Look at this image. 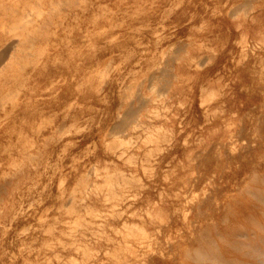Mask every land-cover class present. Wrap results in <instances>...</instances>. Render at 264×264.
Returning a JSON list of instances; mask_svg holds the SVG:
<instances>
[{
  "label": "rangeland",
  "instance_id": "obj_1",
  "mask_svg": "<svg viewBox=\"0 0 264 264\" xmlns=\"http://www.w3.org/2000/svg\"><path fill=\"white\" fill-rule=\"evenodd\" d=\"M263 2L72 0L16 30L0 17V44L25 45L1 62L17 82L0 63V264H264V16L248 15Z\"/></svg>",
  "mask_w": 264,
  "mask_h": 264
},
{
  "label": "bare ground",
  "instance_id": "obj_2",
  "mask_svg": "<svg viewBox=\"0 0 264 264\" xmlns=\"http://www.w3.org/2000/svg\"><path fill=\"white\" fill-rule=\"evenodd\" d=\"M4 1H2V3H3ZM23 3H24V6H22L21 7V10H20V12L21 13H19L18 11H16L17 10V7L16 8H13V5H11L12 6V8L11 7H8V4L10 3V2H8V4H7V7H6V5L5 6H1L0 5V17H3V15L5 14L8 18H10L11 20L12 19H14V22H18L16 25H15V27L13 28V30H16L17 28H19V27H25V26H30V25H38V27L39 26H47L48 25V22L53 18V17H60V16H57L56 14L59 12H57V10L59 9L58 7H60V9H62L61 8V6L63 7V5H65V4H72L71 2H72V0H26L25 2L24 1H22ZM262 2V1H261ZM23 3H22V5H23ZM264 3V2H263ZM263 3H259L258 4V8L257 9H255L254 11H252V12H249V16L251 17V18H257V17H260V16H264V4ZM11 4V3H10ZM10 4H9V6H10ZM12 4H16V2L15 3H12ZM19 4V3H18ZM37 4V5H36ZM40 4V5H39ZM45 5L43 8H37V6H41V5ZM70 5H68V9H69V6ZM67 5H65V7H66ZM236 6L238 7V8H240L241 7V5L240 4H236ZM64 7V8H65ZM58 8V9H57ZM64 8H63V10H64ZM59 9V10H60ZM54 10H56V14H55V11ZM54 12V15H53V12ZM61 11V10H60ZM69 11V10H68ZM62 12V11H61ZM65 12V11H64ZM63 12V13H64ZM63 13H61V14H63ZM69 13V12H68ZM242 13V12H241ZM21 14V15H20ZM66 13H64V16H67V15H65ZM133 14H135V12L133 13ZM59 15H60V13H59ZM130 15L132 16V14L130 13ZM138 15V14H137ZM136 14H135V16H137ZM62 16V15H61ZM139 16V15H138ZM20 17V18H19ZM62 19H64V18H62ZM19 20V21H18ZM3 21V20H2ZM56 21V20H55ZM67 21V20H66ZM94 21V20H93ZM111 21H112V19H111ZM117 22V21H116ZM3 23V22H2ZM98 23H101V22H98ZM97 23V24H98ZM121 21L119 22V26L121 25ZM4 24V23H3ZM92 24V23H91ZM2 25V24H1ZM93 25V24H92ZM53 26V25H52ZM109 26V25H108ZM147 26V25H146ZM8 27H10V26H8ZM49 27V26H48ZM55 27H56V25H55ZM65 27H67V24L65 25ZM98 27H99V25H98ZM116 26H115V24L113 25V28H115ZM137 27V26H136ZM138 27H139V25H138ZM140 27H145V26H140ZM45 28V27H44ZM51 28V27H50ZM57 28V27H56ZM55 28V29H56ZM101 28V26L98 28V29H100ZM110 28H112V26L110 27ZM133 28V27H132ZM131 28V29H132ZM146 28V27H145ZM8 29V28H7ZM40 29V28H39ZM42 29H43V27H42ZM41 29V30H42ZM49 29V28H48ZM48 29H46V31L48 30ZM52 29V28H51ZM65 28L63 27V30H64ZM131 29H129V30H131ZM62 30V31H63ZM152 30H154V29H152ZM151 30V31H152ZM51 31H54V29L53 30H51ZM98 31H100L101 32V30H98ZM105 30H103V32H104ZM6 32V31H5ZM4 32V33H5ZM39 32H40V30H39ZM39 32H38V37H39V35L40 36H43L46 32L44 31V34H41V32H40V34H39ZM49 32V31H48ZM47 32V33H48ZM94 32V31H93ZM92 32V33H93ZM135 32H136V28H135ZM46 33V34H47ZM50 33V32H49ZM53 32H51V34H52ZM92 33H90V35L92 34ZM83 34H84V32H83ZM96 34H98V32L96 33ZM13 36L12 37H14V34H12ZM20 35H22L23 36V34L22 33H20ZM153 35V34H152ZM6 36V35H5ZM33 36V35H32ZM55 37H56V34L54 35ZM92 36V35H91ZM111 36V35H110ZM129 36V35H128ZM16 37V36H15ZM26 37V36H25ZM25 37H23V38H25ZM31 37V36H30ZM46 37H47V35L46 36H43L42 38H44V39H46ZM60 37V36H59ZM10 38V37H9ZM16 38H19V37H16ZM27 38V37H26ZM29 38V37H28ZM53 38V37H52ZM82 38V37H81ZM109 38H112V37H109ZM108 38V39H109ZM35 39H37V37H35ZM34 39V40H35ZM44 39H41V41L42 40H44ZM72 39V38H71ZM107 39V40H108ZM20 40H21V38H20ZM62 40V39H61ZM60 40V41H61ZM69 40V39H68ZM67 40V41H68ZM73 40V39H72ZM82 40V39H81ZM110 40V39H109ZM108 40V41H109ZM111 40H117V39H115L114 37H113V39H111ZM16 41V40H15ZM15 41H12V44L11 45H5V43H1L0 44V63L2 62V63H5L6 61H5V59H4V57L3 56H5V54H7V52L8 51H10V49H13V50H11V51H13V52H11V53H14L17 49L18 50H20V48H22V47H25V45H22V41L21 42H15ZM27 41V40H26ZM29 41V40H28ZM38 41V40H37ZM46 41V40H45ZM33 42V41H32ZM31 42V43H32ZM52 42V41H51ZM54 42V41H53ZM110 42H112V41H110ZM13 43H16V44H14L13 45ZM39 43V42H38ZM46 43V42H45ZM65 42H63V44H64ZM68 43V42H67ZM83 43H85V42H83ZM87 43V42H86ZM138 43V42H137ZM136 43V44H137ZM144 43V42H143ZM30 44V43H29ZM108 44H110V43H108ZM135 44V45H136ZM33 45V44H32ZM35 45V44H34ZM46 45V44H45ZM51 45V44H50ZM66 45V44H65ZM104 45V44H103ZM140 45H142V44H140L139 43V46ZM56 46V45H55ZM84 46H85V44H84ZM86 46H88V48H89V44L88 45H86ZM90 46L91 47H93V45L92 44H90ZM99 46V45H98ZM138 46V45H137ZM32 47H34V46H32ZM36 47H37V45H36ZM85 48H87V47H85ZM98 48V47H97ZM97 48H95V47H93L89 52L88 51H85V58H88V59H90V60H97L98 61V57H100V55H101V49L99 48L98 50H97ZM73 49V48H72ZM79 50V49H78ZM25 52V51H24ZM23 52V53H24ZM23 53H22V55H23ZM129 54H130V52H129ZM10 57L12 56V55H10V52H9V54H8ZM83 55V54H82ZM89 55V56H88ZM9 56H8V58H9ZM15 55H13V57H14ZM18 55H16V57H17ZM6 57V56H5ZM19 57L20 56H18V59H19ZM81 57H83V56H81ZM12 58V57H11ZM11 58H9V60H11ZM21 58H23L22 56H21ZM3 60H4V62H3ZM13 60V59H12ZM12 60L11 61H9V62H7L6 63V67L5 66H3L2 65V63H1V65H2V67L4 68V69H9V67L8 66H12V64L14 65L13 66V68L10 66V70H12V72H10V74H11V76L13 77V79L14 80H16V82L18 81L17 79H15L16 78V75H13V74H15L14 72H13V69L14 68H17V67H15V60H13V62H12ZM89 60V61H90ZM195 60V59H194ZM56 61V60H55ZM54 61V62H55ZM12 62V63H11ZM54 62H53V64H54ZM64 62V61H63ZM60 63V62H59ZM77 64V63H76ZM96 64V63H95ZM0 65V66H1ZM64 65V64H63ZM72 65V64H71ZM2 67H0V68H2ZM2 68V69H3ZM12 68V69H11ZM2 69H0V71H2ZM9 70V71H10ZM9 71H7L6 70V72H5V70H4V72H5V74L7 73V72H9ZM2 73V72H1ZM13 73V74H12ZM3 74V75H2ZM2 74H0V75H2L3 77L5 76V74L4 73H2ZM15 76V77H14ZM7 77H9L10 78V76H9V73H8V76ZM21 78V77H20ZM13 79H11L12 81H14ZM1 80H3V79H1ZM0 80V81H1ZM5 81V80H4ZM4 81H2V82H4ZM12 81H10L11 83H12ZM20 81V80H19ZM22 81H23V79H22ZM6 82V81H5ZM4 82V83H5ZM1 83V82H0ZM14 83H15V81H14ZM2 84V83H1ZM1 84H0V89L2 90V87H1ZM7 84V83H6ZM6 84H4L5 86H6ZM20 84H22V83H20ZM3 85V84H2ZM3 85V86H4ZM10 85V84H9ZM14 85V84H13ZM18 86H20L19 84H18ZM120 87V86H119ZM7 88H9V86L7 85ZM11 89V88H10ZM14 89L15 88H13V91H14ZM117 89H118V86H117ZM209 89V88H208ZM0 90V91H1ZM16 90V89H15ZM152 90V89H151ZM11 91V92H10ZM9 91V94L8 95H10V93H12L13 91L12 90H10ZM149 91H150V89H149ZM153 91V90H152ZM112 93V92H111ZM153 93V92H152ZM6 94H7V92H6ZM5 93H4V95L7 97V95H6ZM140 94V93H139ZM138 94H136V96H137ZM151 95V94H150ZM1 96V95H0ZM4 96V97H5ZM5 97V98H6ZM10 98V99H9ZM12 98L13 97H11V96H8V99L7 100H9V101H11L12 100ZM147 98H148V96H147ZM146 98V99H147ZM135 99H136V97H135ZM137 99H138V97H137ZM146 99L145 98H143V97H141V99H140V104H139V100H138V106L139 107H133L134 108V115L137 117L136 119H138V118H140V117H142L143 115H147V116H150L149 115V113H147L146 111L145 112H142V110H143V108L145 107V103H146ZM154 99V98H153ZM114 102V101H113ZM7 103V102H6ZM5 103V104H6ZM71 103V102H70ZM0 104H1V101H0ZM15 104V103H14ZM114 104V103H113ZM3 105V104H2ZM71 105V104H70ZM69 104L67 105V106H70ZM136 105H137V103H136ZM4 106V105H3ZM1 108H3V107H1ZM205 109V108H204ZM146 110V109H145ZM153 111V110H152ZM55 112V111H54ZM153 112H155V111H153ZM130 114H129V117H130V115H131V117H132V115H133V113H132V111L131 112H129ZM132 113V114H131ZM9 114V113H8ZM128 117V118H129ZM130 117V118H131ZM166 117V116H165ZM133 118V117H132ZM149 119V118H148ZM135 119H132V121H134ZM153 120V119H152ZM130 121H124V122H122V120H121V124L122 125H120V126H122L121 128H120V130L122 131L123 129L122 128H126L127 126H128V123H129ZM120 123V122H119ZM135 123H138L137 121L135 122ZM115 125V124H114ZM114 125H113V127H114ZM117 125V124H116ZM134 126H136V124H134ZM147 126V125H146ZM111 127H112V125H111ZM110 127V129L111 130H109L110 132H112L114 129H112ZM139 127H141V126H139ZM142 128V127H141ZM116 129V128H115ZM133 129V128H132ZM137 129V128H136ZM144 129V128H143ZM125 130V129H124ZM115 131V130H114ZM118 131V130H117ZM120 131V132H121ZM123 132V131H122ZM121 132V133H122ZM117 133V132H116ZM123 134H124V132H123ZM133 134V133H132ZM139 139V138H138ZM148 140L149 141H155V143H156V139L154 138V137H152V136H149L148 137ZM140 141H142V140H140ZM135 145H137V144H135ZM211 145H214L213 143L211 144ZM211 145H210V147H211ZM225 145V144H224ZM216 146H217V144H216ZM133 147V146H132ZM135 148V147H134ZM137 148H138V146H137ZM149 148V147H148ZM210 149V148H209ZM209 149L207 150V151H209ZM28 150V149H27ZM143 150L144 149H142V153H144L143 152ZM152 150V149H151ZM147 151V150H146ZM150 152V151H149ZM154 153V152H153ZM163 153V152H162ZM27 154H28V152H27ZM31 154V153H30ZM30 154H28L29 156H31ZM28 155H26L27 156V158L29 157ZM34 156H36L35 154H33ZM25 156V157H26ZM56 157H57V155H56ZM116 157H117V155H116ZM128 158V157H127ZM146 158V157H145ZM144 159V158H143ZM128 160V159H127ZM129 161V160H128ZM139 161H141V160H139ZM145 161H147V160H145ZM132 163V162H131ZM167 164V163H166ZM143 166H144V164H143ZM247 166H248V164L246 163V161H243V163H242V166H241V168H242V173H244L245 171H246V169H247ZM33 167V166H32ZM136 167V166H135ZM142 168V167H141ZM235 174H237V172L235 173ZM135 179H138V178H135ZM139 181V180H138ZM21 190V189H20ZM196 206H198V204L196 205ZM198 208V207H197ZM161 210V209H160ZM197 210V209H196ZM161 212V211H160ZM157 213H158V210H157ZM162 213V212H161ZM160 213V214H161ZM164 214V213H163ZM162 214V215H163ZM150 215H152V214H150ZM150 215H149V217H150ZM137 216V215H136ZM158 216V215H157ZM148 217V218H149ZM160 217V216H159ZM143 219V218H142ZM123 221V220H122ZM142 224V223H141ZM131 225V224H130ZM136 225V224H135ZM158 225V224H157ZM129 226V225H128ZM144 233V232H143ZM145 235H147V234H145ZM148 236V235H147ZM126 244H127V241H126ZM113 258H114V261L112 262L113 264H133L131 261H126V260H124L123 258H121V256H119L118 254H116V253H113V255H111ZM147 258V257H146ZM25 261V260H24ZM140 264V263H139Z\"/></svg>",
  "mask_w": 264,
  "mask_h": 264
}]
</instances>
